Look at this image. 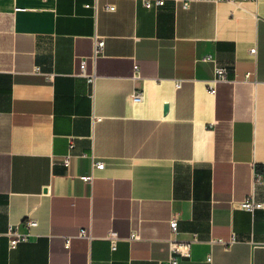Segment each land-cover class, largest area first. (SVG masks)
Returning a JSON list of instances; mask_svg holds the SVG:
<instances>
[{"label":"crops","instance_id":"0c3cea01","mask_svg":"<svg viewBox=\"0 0 264 264\" xmlns=\"http://www.w3.org/2000/svg\"><path fill=\"white\" fill-rule=\"evenodd\" d=\"M91 3L0 0V264H159L167 240L194 235L179 264H264V208L237 207L249 195L264 204V0H99L96 14ZM94 36L105 44L93 61ZM214 67L257 83L209 92ZM25 218L35 237L9 250L7 230Z\"/></svg>","mask_w":264,"mask_h":264},{"label":"built area","instance_id":"2783aa9c","mask_svg":"<svg viewBox=\"0 0 264 264\" xmlns=\"http://www.w3.org/2000/svg\"><path fill=\"white\" fill-rule=\"evenodd\" d=\"M142 5L145 9H154V8H160L163 7L167 0H141ZM175 5H179L183 10H186L191 4L193 3H221V2H234L235 0H169ZM241 2H246L250 0H240ZM98 3L99 0H92L91 4L85 5L87 9H92L94 14L98 11ZM103 10L105 12H114L115 8L113 5H105L103 7ZM104 39L98 36H94L92 38V55L91 59L94 61L98 57L102 55V51L104 48ZM248 54L250 56H256V48L251 47L247 50ZM205 62H212L213 59L211 56H206L204 58ZM213 78L212 80L207 84V88L209 92H213L214 85L219 83H227V84H237V83H244V84H255L257 83V80L253 73L251 72H244L240 78L235 76L233 79L228 78L227 70L223 67H214L213 69ZM78 76L81 78H84L86 83L90 86L94 84L95 80V74L90 73L88 74L86 72V64L84 61H81L79 64V70H78ZM140 78V72L139 67L137 64H134L132 66V79L138 80ZM264 83V80H263ZM181 87V81L178 82V84L175 85V89H179ZM132 103L133 104H140L142 102V95L140 93H135L132 95ZM101 121V118L92 117V123H96ZM73 148V143L70 142L68 146V153ZM61 164L68 168L70 164V155L68 154L66 158L60 161ZM104 167L103 162L101 161H94L93 162V168L96 170H101ZM80 181L84 183H89L92 180V176H81ZM261 175L255 174L253 178V185L259 184L261 182ZM237 207L250 214H254L258 210H262L264 208V204L257 202L253 195L247 196L243 201L237 203ZM177 223L178 218L176 215H173L169 222V228L172 233V235H175L177 233ZM37 227V222L31 218H25L23 219L19 224L17 225H10L6 236L8 237V248L9 250H14L18 244L20 243H26L29 242L32 238L35 236L32 234V230ZM78 237L86 240H91V233L88 230L81 229L78 233ZM106 240L110 244V249L114 251L116 249V244L119 241V238L117 234L114 231H109ZM129 241H138L140 240V237L138 236L137 232L134 230L130 231V234L128 236ZM197 241L196 235L192 236V239L188 242H180L175 239H169L167 240V247H168V253L169 258L167 262H159V264H179V261L181 259L188 260L191 256V248L192 244ZM212 243H218L223 246H230L232 245L235 240L234 237H231L230 240L224 241L222 239H215L211 240ZM65 246H69V240H66ZM211 258L210 256L206 258V262L210 263Z\"/></svg>","mask_w":264,"mask_h":264}]
</instances>
